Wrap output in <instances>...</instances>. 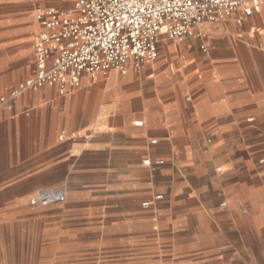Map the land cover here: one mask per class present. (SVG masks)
<instances>
[{
    "label": "crops",
    "instance_id": "crops-1",
    "mask_svg": "<svg viewBox=\"0 0 264 264\" xmlns=\"http://www.w3.org/2000/svg\"><path fill=\"white\" fill-rule=\"evenodd\" d=\"M28 8L0 0V172H85L86 182L100 184L90 188L91 203L107 212L115 234L141 244V254L162 248V264L230 259L235 213L219 207L220 189L209 178L217 168L230 179L240 143L264 128V0L241 25L205 22L171 45L175 52L126 74L83 75L64 95L44 86L11 99L10 50L27 40L21 15ZM146 158L164 162L154 177L141 165ZM194 177L208 182L195 186ZM155 190L163 201L139 211L138 200Z\"/></svg>",
    "mask_w": 264,
    "mask_h": 264
},
{
    "label": "rangeland",
    "instance_id": "rangeland-1",
    "mask_svg": "<svg viewBox=\"0 0 264 264\" xmlns=\"http://www.w3.org/2000/svg\"><path fill=\"white\" fill-rule=\"evenodd\" d=\"M12 3L29 6L21 15L22 22L28 27L27 40H14L10 50L15 89L31 73L33 39L39 29L35 10L45 6H37L40 0H12ZM182 42L159 38L158 57L168 50L175 52V46L171 45ZM237 153L234 172H229L230 179L217 168L209 178V182L220 189L219 207H231L235 213V231L229 247L231 258L224 259L223 264H264V128L253 127L240 143ZM144 171L151 177L158 174H151L145 167ZM84 174L0 172V231L5 233L0 236V264H57L58 261H64V264L163 263L165 252L162 248L146 256L141 254V244L133 237L115 234L116 226L106 219L107 212L91 203L97 197L91 195L90 188L97 189L100 184L86 182ZM207 182L199 177L192 178L195 186ZM52 192L63 196L61 200H50L46 204V197ZM154 195L163 196L155 190L153 195L141 197L139 211H149L143 210L141 204ZM155 228L154 224L150 230L155 233Z\"/></svg>",
    "mask_w": 264,
    "mask_h": 264
},
{
    "label": "built area",
    "instance_id": "built-area-1",
    "mask_svg": "<svg viewBox=\"0 0 264 264\" xmlns=\"http://www.w3.org/2000/svg\"><path fill=\"white\" fill-rule=\"evenodd\" d=\"M57 1L72 7L35 10L39 29L33 39L34 73L10 92L11 99L44 86H57L64 95L80 85L83 75L94 79L109 70L126 74L129 66L138 69L158 58L160 37L181 42L205 22L232 20L241 25L262 6V0ZM196 37H201L200 32ZM200 49L206 51L204 45ZM5 99L0 98V103ZM163 164L149 158L142 161L151 174ZM53 194L52 200L63 196ZM162 199V195H154L141 207L147 210Z\"/></svg>",
    "mask_w": 264,
    "mask_h": 264
},
{
    "label": "bare ground",
    "instance_id": "bare-ground-1",
    "mask_svg": "<svg viewBox=\"0 0 264 264\" xmlns=\"http://www.w3.org/2000/svg\"><path fill=\"white\" fill-rule=\"evenodd\" d=\"M17 174V173H16ZM13 176H14V174H13ZM17 177V176H16ZM14 179V178H13ZM30 181V180H29ZM37 181V180H36ZM21 182V181H20ZM45 182V181H44ZM48 183V182H47ZM14 188V187H13ZM44 189V188H43ZM46 190V189H45ZM42 191V190H41ZM33 192V191H32ZM45 195H49V194H45ZM52 195H54L53 194V192H52V194H51V197H46L47 199L45 200L46 202V204H48V203H50V200H52L53 198H54V196H52ZM40 197V196H39ZM37 198V197H36ZM40 199V198H39ZM13 200V199H12ZM34 200V199H33ZM42 201V200H41ZM38 203V202H37ZM39 205V204H38ZM4 206V205H3ZM8 219V218H7ZM50 219V218H49ZM15 227V226H14ZM18 227H19V225H18ZM17 228V227H16ZM33 229H34V226L32 227ZM15 229V228H14ZM35 230H36V228H35ZM5 235V233L3 232V230H1L0 231V236H4ZM26 239V238H25ZM53 240V239H52ZM66 240V239H65ZM25 242V241H24ZM24 245V244H23ZM25 246V245H24ZM25 251V250H24ZM22 264H24V263H22ZM57 264H64V261H58V263Z\"/></svg>",
    "mask_w": 264,
    "mask_h": 264
}]
</instances>
